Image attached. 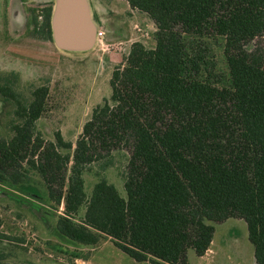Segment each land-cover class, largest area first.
<instances>
[{
  "label": "trees",
  "instance_id": "1",
  "mask_svg": "<svg viewBox=\"0 0 264 264\" xmlns=\"http://www.w3.org/2000/svg\"><path fill=\"white\" fill-rule=\"evenodd\" d=\"M125 1L154 23V46L132 44L112 72L111 97L75 142L38 128L47 85L24 91L0 76V98L12 105L0 134V196L62 243L110 239L154 264H191L189 250L210 249L212 223L241 219L264 264V0ZM41 15L37 31L52 41L51 9ZM209 40H222L221 68ZM116 154L126 157L125 196L103 176L88 195L85 175L115 167ZM35 179L41 193L30 190ZM2 228L0 218V246L9 238ZM12 255L0 251V264H15Z\"/></svg>",
  "mask_w": 264,
  "mask_h": 264
},
{
  "label": "rangeland",
  "instance_id": "2",
  "mask_svg": "<svg viewBox=\"0 0 264 264\" xmlns=\"http://www.w3.org/2000/svg\"><path fill=\"white\" fill-rule=\"evenodd\" d=\"M8 1L0 0V18L4 19V22L0 20V76L12 77L16 88L24 91L29 86L47 85L50 91L47 108L38 128L48 140L60 131L67 140L75 142L94 108L111 97L112 72L129 54L132 44L141 42L147 48L154 46V23L146 15L133 10L125 0H92L95 18L111 42L103 38L90 55L65 57L56 51L49 39L30 35L26 30L22 33L20 13L15 24L11 23L7 28ZM209 41V51L215 54L221 68L222 40ZM11 108V103L0 98V134L3 136L7 135ZM116 160L115 167L106 171L95 167L85 175L88 195L103 176L125 196L122 174L126 157L116 154ZM34 181L30 190L41 193L42 185L39 180ZM21 196L26 201H35L25 194ZM0 204L2 231L9 237L1 244L0 251H12L10 263L154 264L135 261L110 239L94 248H74L59 241L41 219L16 201L0 196ZM62 211L60 208L59 212ZM212 224L216 231L210 249L202 257L189 250L191 264H255L254 247L249 241L244 220L229 219L222 224Z\"/></svg>",
  "mask_w": 264,
  "mask_h": 264
},
{
  "label": "water",
  "instance_id": "3",
  "mask_svg": "<svg viewBox=\"0 0 264 264\" xmlns=\"http://www.w3.org/2000/svg\"><path fill=\"white\" fill-rule=\"evenodd\" d=\"M52 43L65 57H84L99 44L100 23L92 0H51Z\"/></svg>",
  "mask_w": 264,
  "mask_h": 264
},
{
  "label": "flooded vegetation",
  "instance_id": "4",
  "mask_svg": "<svg viewBox=\"0 0 264 264\" xmlns=\"http://www.w3.org/2000/svg\"><path fill=\"white\" fill-rule=\"evenodd\" d=\"M10 4L12 5L10 6ZM52 5L53 2L51 0H9L7 6V13H9L6 22L7 28L9 24L11 23L15 24V21H17L16 19H19V13H20L21 19L19 20H21V26H22L21 31H23L22 33L29 31L30 35L39 38H44L45 35L41 32V30L39 32L37 31V24L41 25V22L43 21V16L41 15V13L49 8L52 11ZM17 7H19L18 11L16 9ZM37 15L39 16L37 17ZM25 16L28 17L27 20ZM0 20L1 22H4V19L0 18ZM50 42L52 43V41Z\"/></svg>",
  "mask_w": 264,
  "mask_h": 264
},
{
  "label": "built area",
  "instance_id": "5",
  "mask_svg": "<svg viewBox=\"0 0 264 264\" xmlns=\"http://www.w3.org/2000/svg\"><path fill=\"white\" fill-rule=\"evenodd\" d=\"M103 38H104L103 33L100 32L99 33V43L103 41Z\"/></svg>",
  "mask_w": 264,
  "mask_h": 264
}]
</instances>
